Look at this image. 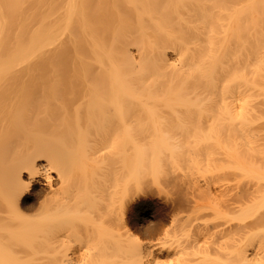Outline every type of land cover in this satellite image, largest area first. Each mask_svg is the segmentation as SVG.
Masks as SVG:
<instances>
[{"label": "bare ground", "instance_id": "obj_1", "mask_svg": "<svg viewBox=\"0 0 264 264\" xmlns=\"http://www.w3.org/2000/svg\"><path fill=\"white\" fill-rule=\"evenodd\" d=\"M154 101L264 102V0H0V264H255L249 226L178 235L249 189L184 186L203 202L165 253L133 232L132 177L161 165L132 168V135L159 130L134 113Z\"/></svg>", "mask_w": 264, "mask_h": 264}, {"label": "rangeland", "instance_id": "obj_2", "mask_svg": "<svg viewBox=\"0 0 264 264\" xmlns=\"http://www.w3.org/2000/svg\"><path fill=\"white\" fill-rule=\"evenodd\" d=\"M147 104L150 107L141 108L134 114L147 122L146 126L155 125L159 130L154 134L151 129L144 132L136 130L132 135L131 166L151 160L161 165L132 177L130 206L133 232L156 253H165L171 241L163 237V230L171 224L176 225L177 220L192 217L189 205L193 200L200 197L199 201L203 202L198 194L200 190L190 194L184 186L196 182L197 187H211L213 192L220 189L230 194H224L227 199L232 195L230 200L236 192L249 189L251 194L245 198L241 211L227 215L208 210L198 219H189L191 230L187 229L186 233L179 231L178 235L186 239L197 228L206 225L228 230L237 225L249 226L242 243L257 251L258 260L255 257L253 260L255 264H264V220L258 219L264 215V102H246L249 105L244 103L238 111L233 107L209 105L222 104L219 101H154ZM150 134L153 139L148 142ZM181 201L184 207L188 205L184 213L177 207ZM145 212L152 216H145ZM151 227L155 230L148 233L146 229ZM47 228L44 231L39 229L45 237L50 234ZM9 243L12 244L7 245L9 253L13 251L10 247L18 250L19 242ZM42 248V254L43 250L49 251L47 246Z\"/></svg>", "mask_w": 264, "mask_h": 264}]
</instances>
